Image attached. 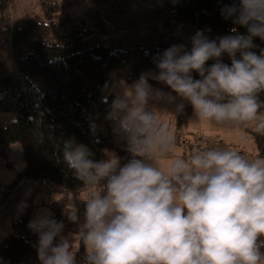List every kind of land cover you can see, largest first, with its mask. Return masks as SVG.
Here are the masks:
<instances>
[{"label": "clouds", "instance_id": "obj_1", "mask_svg": "<svg viewBox=\"0 0 264 264\" xmlns=\"http://www.w3.org/2000/svg\"><path fill=\"white\" fill-rule=\"evenodd\" d=\"M221 14L246 27L247 35L233 27V35L210 40L198 30L190 50L172 45L154 57L158 72L120 86L105 119L117 140L126 142L127 163L121 166V157L106 148L105 159L93 160L91 150L73 139L56 146L88 192L78 234L85 264H264V242L258 243L264 237V159L207 148L164 167L159 163L172 156L176 135L149 102L175 97L153 89L149 77L190 103L197 121L253 127L264 135L258 97L264 92V50L252 51L254 37L264 40V0H239ZM225 53L231 66L221 60ZM210 59L215 62L206 66ZM184 107L180 103L177 111ZM50 215L38 214L28 224L38 235L40 264H76L70 240L61 235L63 222ZM70 219L79 218L73 212Z\"/></svg>", "mask_w": 264, "mask_h": 264}, {"label": "trees", "instance_id": "obj_2", "mask_svg": "<svg viewBox=\"0 0 264 264\" xmlns=\"http://www.w3.org/2000/svg\"><path fill=\"white\" fill-rule=\"evenodd\" d=\"M86 1L80 0L83 7ZM90 1L98 7V27L104 21L101 13L108 11V18L131 15L134 21L139 19L142 22H136L134 28L141 30L144 0ZM233 3L238 4L239 0H152L154 9L149 5L148 10L173 24L189 22L195 24L196 30L209 29L215 37L233 35V27L247 35L246 27L234 25L232 18L225 19L221 14V9ZM38 4L39 13L13 15L19 9L16 0H0V49L7 51L11 63L6 74L0 72V157L6 156L12 143H18L26 160L25 171L18 180L23 176L30 179L13 190L7 205L12 232L0 238V264H40L38 235L28 227L35 209L29 207L19 217L13 216L24 193L36 185L43 191L52 187L63 193L59 198L42 199L38 207H47L50 218L63 222L61 235L70 240L76 264H85L86 250L78 234L88 192L63 162L56 146L62 147L63 141L73 139L91 150L93 160L105 159L102 150L106 148L121 157V166L127 163L132 157L126 142L117 140L112 122L105 119L115 97L113 93L107 95L108 88L113 82L134 83L141 74L158 72L154 57L173 43L167 33L160 36L157 30L144 32L134 40L128 35L99 41L94 37L95 28L86 26L87 21L71 11L68 4L59 0H38ZM253 43L256 47L252 51L259 55L264 50V40L254 37ZM214 62L209 60L206 66ZM225 64L231 66V62ZM193 78L200 76L195 72ZM148 82L173 92L151 77ZM258 97L264 102V92ZM183 103V111L176 116V137L193 110L190 103ZM245 129L264 159V135L257 134L253 127ZM211 143L216 149H227L219 140ZM33 199L30 198L32 205ZM73 212L79 218L75 223L70 219ZM58 242L59 237L54 244ZM260 242H264V237L259 238ZM260 251L264 253V247Z\"/></svg>", "mask_w": 264, "mask_h": 264}, {"label": "rangeland", "instance_id": "obj_3", "mask_svg": "<svg viewBox=\"0 0 264 264\" xmlns=\"http://www.w3.org/2000/svg\"><path fill=\"white\" fill-rule=\"evenodd\" d=\"M62 3L68 4L71 11L75 12L80 19H85L87 22L86 26L95 28L94 37L103 42H108L110 40L124 38L129 35L131 39L141 38L145 33H151L152 30H157L159 35L167 33V38L171 40L173 45H184L187 50L191 49V37L195 35L198 31L193 23L185 22L179 24H173L167 21L164 16L152 15L148 7L152 6V0H144V7H146L145 13L143 14V23L141 24V30L135 29L134 26L136 22L141 23L139 19L134 21L131 15H117L113 18H108V11L102 12L104 21H101V26H97V16L96 12L98 7L93 5V2L88 0L83 4L80 0H59ZM70 3L72 7L70 6ZM18 12H12V14H24L28 11L39 13L40 6L38 0H16ZM150 5V6H149ZM110 9L109 7H106ZM90 13V14H87ZM92 14V15H91ZM142 17V14L138 15ZM205 36L210 40H214V33L207 29L204 31ZM211 60V59H210ZM221 60L223 63L231 62L230 57L225 53L222 55ZM214 61V60H212ZM11 68V63L7 58V51L5 49H0V72L1 74H6ZM195 71L192 72L194 76ZM149 83V82H148ZM162 83V82H161ZM131 86L133 83H127L124 81L113 82L107 91V95L116 94L122 91L121 85ZM150 84V83H149ZM163 85H166L162 83ZM153 89H159L165 94H171L175 97L174 101L169 103L167 99L160 101H150V106L154 107L162 120L168 122L174 132L176 130V116L178 114L177 105L183 103L184 100L178 97L176 93L169 90L153 86ZM167 86V85H166ZM179 137H176V147L175 151L172 153L173 157L168 159H161L160 165L169 161L176 156H181L187 159L194 150H203L207 148H214L211 140H219L227 149L237 151L238 153L244 155L249 160L263 159L259 155V150L252 137V135L243 127L236 128L235 126H222L216 125L209 122H199L192 110V114L189 121L183 125L180 129ZM26 167V160L22 152L21 147L18 143H12L5 157H0V238L6 236L12 232L11 220L8 217L7 205L13 198V190L20 189L22 181H29L30 179L26 176L22 177V180H18L19 177L24 173ZM51 187V186H50ZM49 188V186H48ZM52 188V187H51ZM43 191L41 188L36 187L31 188L26 191L24 198L18 204V211L13 215L14 217H19L20 214L27 208L33 207L35 211L33 212L32 220L38 214L51 213L50 209L47 207H38V203L42 199H55L63 195L62 192L58 190ZM39 189V190H38ZM34 198L32 205L30 198ZM84 198V197H83ZM26 205V206H25Z\"/></svg>", "mask_w": 264, "mask_h": 264}, {"label": "crops", "instance_id": "obj_4", "mask_svg": "<svg viewBox=\"0 0 264 264\" xmlns=\"http://www.w3.org/2000/svg\"><path fill=\"white\" fill-rule=\"evenodd\" d=\"M150 84H151V83H150ZM152 85H153V84H152ZM153 86H155V85H153ZM171 157H173V155H172ZM138 158H139V157H138ZM168 163H169V161H166V162L163 163L161 166L164 167V166H166Z\"/></svg>", "mask_w": 264, "mask_h": 264}]
</instances>
